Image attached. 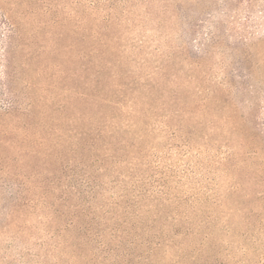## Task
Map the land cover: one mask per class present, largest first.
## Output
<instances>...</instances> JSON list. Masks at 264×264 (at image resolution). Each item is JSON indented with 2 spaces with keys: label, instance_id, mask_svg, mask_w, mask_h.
I'll use <instances>...</instances> for the list:
<instances>
[{
  "label": "rangeland",
  "instance_id": "374dc122",
  "mask_svg": "<svg viewBox=\"0 0 264 264\" xmlns=\"http://www.w3.org/2000/svg\"><path fill=\"white\" fill-rule=\"evenodd\" d=\"M14 7L21 14L20 31L10 44L3 12ZM190 64L209 76L210 84L227 80L238 100L260 104L257 122L264 132V0H0V124L13 128L0 131V264L112 263L97 257L94 242L82 250L76 247L77 236L87 235L78 233L76 225L63 228L76 223L74 212L85 214L98 204L90 201L83 182L86 170L102 183L97 198L102 205L121 199L124 187L132 194V181L154 196L167 193L170 208L177 207L179 197L194 200V209L204 207L207 189L228 190L235 204H246V193H232L231 180L221 171L220 159L236 151L233 144L207 148L198 137L186 142L191 129L164 126L162 118L140 124L143 139L135 138L134 128L108 124L107 136L128 134L135 145L125 162L107 164L105 170L79 164V154H57L77 142L80 133L103 123L100 110L93 112V107H104L108 99L125 100L124 82L140 84L137 90L146 94L148 84L157 83V72L177 65L187 80ZM132 92L126 98L127 113L111 104L117 111L111 123L135 111ZM97 209L95 220L81 217L94 225L111 216ZM244 211L237 212L240 225ZM238 242L246 241L238 238L236 246ZM181 252L159 251L148 264L259 260L236 247L229 255Z\"/></svg>",
  "mask_w": 264,
  "mask_h": 264
},
{
  "label": "trees",
  "instance_id": "16d2710c",
  "mask_svg": "<svg viewBox=\"0 0 264 264\" xmlns=\"http://www.w3.org/2000/svg\"><path fill=\"white\" fill-rule=\"evenodd\" d=\"M39 1L36 0V2ZM46 6L51 10L49 4ZM20 15L15 7L3 12V16L9 23L7 37L10 44L13 43L15 34L20 31ZM47 24L42 25L47 26ZM47 41L44 39L43 43ZM191 65L192 73L187 76L189 77L187 80L186 77L182 78L177 65H171V71L169 69L168 72H157L158 77H154L157 83L155 85L149 83L146 94L137 90L140 84L124 82L126 89L123 93L126 94V96L124 94L126 98L128 92L135 91L132 99L135 111L128 113V119L111 123L115 120L114 115L117 113L111 108V104L118 106L121 112L127 113L130 102L128 103L126 98L125 100L119 98L115 102L113 99H108L104 107L101 104L98 106L100 109L96 107L92 109L93 112L100 110L101 117L105 119L103 123L98 122L94 127L85 130V135L83 132L80 133L77 142L70 144L66 149L63 148L62 151L59 150L57 154L58 156L60 152L69 155L79 154L81 156L79 164L83 163L90 167L97 164V170H105L111 163L125 162L132 152L130 148L135 145L129 141L128 134L120 136L112 133L107 136L105 130L109 125L123 124L128 129L134 128L137 131L141 123L148 126L154 124L152 122H157L158 118H162L160 123L164 126L179 128L182 126L191 129L186 142L190 143L198 137L204 140L200 145H205L207 148L215 143L233 144L236 151L231 156L220 159L221 171L224 176L226 173L225 177L230 178L232 193L240 189L243 194L246 193L245 196L249 198L246 204L242 206L235 204L234 197L228 190L226 193L218 189H207L208 191L206 190L203 194L206 201L204 207L194 209L196 207L194 200L179 197L175 200L177 207L170 208L168 201L171 196L167 193L159 197L154 196L148 191H141L132 181L128 186L132 188V194L128 192V188L124 187L122 189L124 192L121 190L123 193L121 199L102 205L97 199L102 192V183H98L99 178L93 172L86 170L83 172V182L86 183L85 187L89 188L87 192L91 196L90 201H96L98 204L85 214L74 212L72 215L77 217V224L70 221L63 227L68 231L76 225L78 233H87L85 236L76 238L78 240L76 247L79 250L84 249V244L94 242L92 244L100 251L97 257H101L102 261L111 258L113 260L111 264H148L152 256L159 251L181 252L190 249L204 256H209L210 253L222 255L221 253L225 252L229 255L236 247L244 254L250 252L258 256L259 260L254 264L263 263L264 132L262 124L257 122V112L261 109V105L254 103L251 99L238 100L228 88L227 80H218L210 84V77L204 76L200 69L196 71ZM106 93L107 91L104 94L109 95ZM175 122L179 125H175ZM0 125V131L4 133L13 130L9 125ZM139 137L143 139L145 136L140 135L138 130L135 138ZM21 141L27 142L24 137ZM136 141L141 143L139 140ZM17 146L19 147L20 143ZM135 156H132V161L129 163L136 159ZM232 157L234 159H231ZM248 184L251 185L248 186ZM225 194L229 195L225 196ZM67 198L68 196L64 200L67 201ZM27 200L32 201L30 198ZM98 207L104 210L106 216L110 214L111 216L94 225L87 223L85 217L83 220L84 215H91V221L95 220ZM241 209L246 212L242 213L243 225L237 222V212ZM61 214L64 212L62 211ZM168 217L172 220L168 221ZM90 236H93V239ZM181 236L182 239H180ZM238 238L246 242L244 244L238 242L236 246ZM94 255L96 256V252L93 253Z\"/></svg>",
  "mask_w": 264,
  "mask_h": 264
}]
</instances>
